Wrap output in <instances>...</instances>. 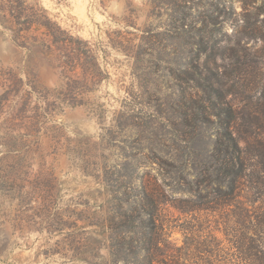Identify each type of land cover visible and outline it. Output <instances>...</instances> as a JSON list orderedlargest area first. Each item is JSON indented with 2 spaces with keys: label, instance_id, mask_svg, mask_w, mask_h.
I'll use <instances>...</instances> for the list:
<instances>
[{
  "label": "rangeland",
  "instance_id": "rangeland-1",
  "mask_svg": "<svg viewBox=\"0 0 264 264\" xmlns=\"http://www.w3.org/2000/svg\"><path fill=\"white\" fill-rule=\"evenodd\" d=\"M26 3L99 66L67 76L0 23V264H124L112 229H145L156 264H264V0ZM228 119L234 192L210 157Z\"/></svg>",
  "mask_w": 264,
  "mask_h": 264
},
{
  "label": "trees",
  "instance_id": "trees-1",
  "mask_svg": "<svg viewBox=\"0 0 264 264\" xmlns=\"http://www.w3.org/2000/svg\"><path fill=\"white\" fill-rule=\"evenodd\" d=\"M173 9V15L178 13V16L174 17V21H178V18L183 16V24H185L189 15L184 7L174 4ZM0 23L11 32L18 45L29 47L31 42L40 40V45L44 46L48 53L56 54L58 52L57 66L67 76L74 77L78 68L85 72L87 63H91L98 69L99 63L96 55H88L87 50H82L77 45L80 43L88 44V42L63 29L57 21L48 15L47 10L43 7L36 9L35 5L27 4L26 0H0ZM82 76L80 79H73L75 85L85 80L84 73ZM83 102L76 100L69 104L78 106ZM216 116H221V114L217 113ZM230 124L229 119L220 124L224 129L217 134L216 144L210 157L214 160L213 174L216 175L214 180L218 184L229 186L231 192H234L239 187L241 178H243L240 177L241 173L237 170V165L244 168L246 149L239 145L238 138L229 131ZM224 139H227L228 142H224ZM144 184L139 186L136 207L138 205L146 206L144 201L150 196L148 188ZM130 210H133V206L130 207ZM146 216H148L147 219L153 221L151 212H146ZM139 224L144 229L145 221L142 220ZM144 230H141L140 233L137 230H129L124 236L119 235L113 229L110 230L108 236L110 241L109 255L114 263L123 261L124 264H156L150 254V245L154 239ZM76 248L79 249L80 247ZM137 248L144 250L143 254ZM87 258L85 251L78 257L80 260H88Z\"/></svg>",
  "mask_w": 264,
  "mask_h": 264
}]
</instances>
